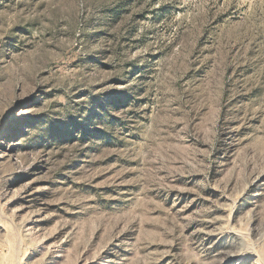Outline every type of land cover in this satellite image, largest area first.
<instances>
[{"label": "rangeland", "instance_id": "374dc122", "mask_svg": "<svg viewBox=\"0 0 264 264\" xmlns=\"http://www.w3.org/2000/svg\"><path fill=\"white\" fill-rule=\"evenodd\" d=\"M0 264H264V0H0Z\"/></svg>", "mask_w": 264, "mask_h": 264}]
</instances>
